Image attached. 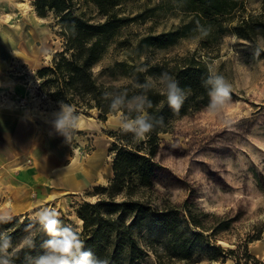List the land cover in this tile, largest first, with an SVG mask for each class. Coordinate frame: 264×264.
I'll use <instances>...</instances> for the list:
<instances>
[{
  "label": "rangeland",
  "instance_id": "rangeland-1",
  "mask_svg": "<svg viewBox=\"0 0 264 264\" xmlns=\"http://www.w3.org/2000/svg\"><path fill=\"white\" fill-rule=\"evenodd\" d=\"M174 2L122 0L120 12L133 20L119 30L94 71L100 83L123 86L134 83L147 64L174 65L194 55L232 85L233 95L224 111L211 113L207 107L191 111L172 119L169 131L159 134L162 150L158 160L165 171L155 187L144 189L142 196L154 206L165 208L184 203L192 194L195 212L207 213V226L217 228L211 241L225 250H236L231 255L211 250L205 244L194 250L192 262L177 260L173 264H238L236 256L244 258L245 243L249 253L264 263V189L256 179V172L264 174V55L247 61L248 47L232 33L208 46H203L198 36H188L167 48L140 50L142 36L169 31L182 21L184 14L174 7ZM34 3L35 0H0V31L11 33L9 39L0 32V108L9 113L3 118L10 125L11 149L18 145L14 112H25L24 129L21 123L19 127L27 141L32 135L38 136L32 148L27 143L26 165H35L43 180L39 208L10 216L23 219L29 214L34 219L41 208H55L60 217L68 218L81 230L83 221L77 208L83 202L95 201L96 187L108 185L114 175V153L110 148L116 139L114 133L119 131L118 116L110 113L107 119H101L96 108L83 111L71 106L79 117L78 126L67 138L54 130L50 121L59 103L41 88L43 80L38 70L51 65L54 54L64 49V37L54 15L40 17ZM87 3L80 8L85 16L101 21L97 8ZM246 7L248 12L260 13L263 0H246ZM259 44L264 45V36ZM225 128L233 132L229 136L236 154L216 158L207 152L209 139ZM201 160L218 168L203 167L198 163ZM44 190L51 194H46L47 199ZM240 209L243 216L227 222ZM259 230L261 237L254 239ZM25 237L13 246L22 245ZM251 263L256 264L253 259ZM143 264H157L154 253Z\"/></svg>",
  "mask_w": 264,
  "mask_h": 264
},
{
  "label": "trees",
  "instance_id": "trees-1",
  "mask_svg": "<svg viewBox=\"0 0 264 264\" xmlns=\"http://www.w3.org/2000/svg\"><path fill=\"white\" fill-rule=\"evenodd\" d=\"M174 1V7L184 14L182 21L169 31L142 36L138 43L140 50L167 48L179 38L188 36H198L201 44L208 46L232 33L248 47L247 61L263 57L264 52L256 55V50L260 47V37L264 36V0L260 13L248 12L246 0ZM84 2L93 4L103 19L94 22L86 17L80 9ZM121 3L122 0H35L37 14L40 17L53 14L64 37V49L54 54L51 65L38 70V76L43 80L41 88L53 101H62L83 111L96 108L101 119H107L108 114L113 113L104 94L114 91L115 85L100 83L94 67L104 57L119 30L133 20L120 12ZM163 72L172 75L187 91L180 110L170 108L164 95L149 91L147 95L153 107L148 111L161 123L143 140H137L132 133L116 131V139L110 148L114 153V175L108 185L96 187L98 198L95 201L83 202L77 208V215L83 221L82 229L78 230L68 218L60 217L65 225L78 231L85 248L105 259L107 264H143L151 253L157 264H173L177 260L189 263L194 250L205 244L214 251L236 253L235 249L225 250L211 241L217 228L209 229L205 220L207 213L195 212L192 194L184 203L165 208L154 206L142 196L144 189L155 187L165 171L158 160L162 150L159 134L169 131L172 119L207 107L210 99L208 89L202 83L209 74V65L194 55H187L174 65L168 62L147 64L134 83L123 87L129 97L138 95L143 91L141 85L146 77L157 80ZM230 133L233 134L231 128H225L213 134L207 152L216 158L235 155ZM198 163L203 167H214L203 160ZM256 174L258 186L264 189V174ZM243 213L240 209L227 222L239 219ZM4 218L0 220V235L10 238L7 255L12 264H27L28 258L44 251L42 245L49 236L29 214L23 219L20 216ZM210 230L211 233H206ZM261 234L259 230L253 238H260ZM21 237L26 238L25 242L14 247ZM28 239L32 246L26 243ZM245 248L244 258L236 256L238 264H242V260H245L244 264H252V259L256 264H264L249 253L247 243Z\"/></svg>",
  "mask_w": 264,
  "mask_h": 264
},
{
  "label": "clouds",
  "instance_id": "clouds-1",
  "mask_svg": "<svg viewBox=\"0 0 264 264\" xmlns=\"http://www.w3.org/2000/svg\"><path fill=\"white\" fill-rule=\"evenodd\" d=\"M261 51H264V45L257 48L256 55ZM202 83L208 89L210 98L207 110L216 114L224 111L231 98L232 85L211 67ZM141 88L143 91L140 94L129 97L127 89L117 84L114 91L104 94L105 99L110 101V111L118 116L116 127L122 133H132L137 140L146 139L154 127L161 123V120L148 111L153 107L147 95L149 91L155 90L164 95L169 107L174 111L180 110L187 97V91L181 88L179 81L168 72H163L158 80L146 77ZM78 122L79 117L75 110L62 101L50 121L54 130L66 138L78 126ZM4 219L0 217V220ZM34 219L48 234L49 239L42 245L44 251L36 257L28 258L27 264H107L105 259L97 257L91 249L85 248L78 231L70 225H65L55 208H41L36 212ZM26 243L32 246L30 239ZM9 247L10 238L0 235V264H12L7 255Z\"/></svg>",
  "mask_w": 264,
  "mask_h": 264
},
{
  "label": "crops",
  "instance_id": "crops-1",
  "mask_svg": "<svg viewBox=\"0 0 264 264\" xmlns=\"http://www.w3.org/2000/svg\"><path fill=\"white\" fill-rule=\"evenodd\" d=\"M8 115V111L5 112V109L0 108V217L36 211L42 200L43 192L42 177L37 174L35 165H26L24 155L27 154V143L32 148L38 136L32 135L27 141L22 132L26 114L25 112H14L17 121L15 135L18 137V145L11 149L9 145L10 125L7 118L5 121L3 118ZM20 123L22 129L19 127ZM69 178L72 180V177L69 176ZM44 191L47 199L46 194L50 192Z\"/></svg>",
  "mask_w": 264,
  "mask_h": 264
},
{
  "label": "bare ground",
  "instance_id": "bare-ground-1",
  "mask_svg": "<svg viewBox=\"0 0 264 264\" xmlns=\"http://www.w3.org/2000/svg\"><path fill=\"white\" fill-rule=\"evenodd\" d=\"M1 33H2V35H4L5 37H7V38H9L10 39V36H9V34H11V33H9L8 31H0ZM78 156H79V152L77 153V158H78ZM78 161V160H77ZM225 244H227L225 241H223Z\"/></svg>",
  "mask_w": 264,
  "mask_h": 264
}]
</instances>
